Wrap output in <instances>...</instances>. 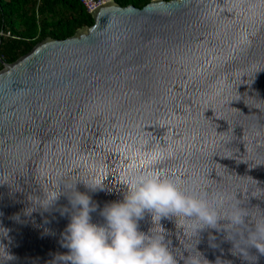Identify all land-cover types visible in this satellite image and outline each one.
I'll return each instance as SVG.
<instances>
[{
	"label": "water",
	"instance_id": "water-1",
	"mask_svg": "<svg viewBox=\"0 0 264 264\" xmlns=\"http://www.w3.org/2000/svg\"><path fill=\"white\" fill-rule=\"evenodd\" d=\"M91 15L92 26L0 70V243L16 257L7 264H65L68 194L28 215L30 197L95 176L104 190L79 180L76 190L98 205L91 222L104 224L100 210L123 200L126 149L145 135L172 153L159 167L185 187L238 192L264 209V196H251L264 190V0H110ZM161 225L187 257L175 220ZM152 227L146 213L139 230ZM231 249L214 229L196 244L209 264H249Z\"/></svg>",
	"mask_w": 264,
	"mask_h": 264
},
{
	"label": "clouds",
	"instance_id": "clouds-1",
	"mask_svg": "<svg viewBox=\"0 0 264 264\" xmlns=\"http://www.w3.org/2000/svg\"><path fill=\"white\" fill-rule=\"evenodd\" d=\"M126 154L130 163L122 180L123 200L106 204L100 210L104 224L91 222V213L97 211L98 205L90 195L76 190L78 180L93 192L104 190V180L95 176L77 179L71 184L57 182L43 188L41 196L30 197L32 207L26 210L28 215L38 210L50 211L62 194H68L71 214L62 234V247L69 252L59 256L65 264H179L180 260L184 264H209L196 250L200 233L206 229L223 233L224 239L232 243V254L249 264H257L256 253L264 256V209L249 207L247 195L240 198L238 192L204 184L191 189L185 187L182 179L159 167L172 153L152 144L146 135L130 145ZM251 196L260 198L264 190ZM67 211L64 209L61 214ZM146 213L150 214L153 224L148 233L139 230V221ZM162 219L175 220L183 233L182 245L189 253L187 257L178 254L166 240ZM7 232L0 228V235L7 237ZM210 239L216 237L210 235ZM15 259L7 246L0 243L3 264ZM216 264L231 262L218 258Z\"/></svg>",
	"mask_w": 264,
	"mask_h": 264
},
{
	"label": "trees",
	"instance_id": "trees-1",
	"mask_svg": "<svg viewBox=\"0 0 264 264\" xmlns=\"http://www.w3.org/2000/svg\"><path fill=\"white\" fill-rule=\"evenodd\" d=\"M121 7L143 8L151 0H113ZM169 2L171 0H165ZM94 23L79 0H0V25L13 38L0 45V70L28 54L41 41L65 40Z\"/></svg>",
	"mask_w": 264,
	"mask_h": 264
},
{
	"label": "built area",
	"instance_id": "built-area-1",
	"mask_svg": "<svg viewBox=\"0 0 264 264\" xmlns=\"http://www.w3.org/2000/svg\"><path fill=\"white\" fill-rule=\"evenodd\" d=\"M79 1L89 13H92L97 8L106 4L110 0H79ZM12 38H13V36H12L10 30H8L5 25H3V24L0 25V45L2 44L3 41H6V40H9ZM0 63L3 64V62H1V61H0Z\"/></svg>",
	"mask_w": 264,
	"mask_h": 264
}]
</instances>
